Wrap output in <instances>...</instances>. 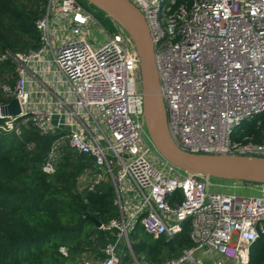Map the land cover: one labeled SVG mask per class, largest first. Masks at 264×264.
<instances>
[{
  "label": "built area",
  "instance_id": "obj_1",
  "mask_svg": "<svg viewBox=\"0 0 264 264\" xmlns=\"http://www.w3.org/2000/svg\"><path fill=\"white\" fill-rule=\"evenodd\" d=\"M131 1L152 38L176 146L193 155L264 159V134L261 142L237 136L244 122L264 114V0ZM36 26L37 50L2 56L17 66L13 96L21 112L5 115L0 106L1 129L21 124L44 134L67 131L70 147L95 160L89 189L105 181L114 186L119 218L100 229L116 230L118 240L104 248V259L79 264H203L198 251L251 264L252 247L264 237V194L214 193L210 179L152 162L132 41L107 30L78 0H49ZM92 29L108 42L90 43ZM44 171L54 172L53 163ZM185 224L194 246L180 257L156 263L135 254L129 237L138 226L172 239Z\"/></svg>",
  "mask_w": 264,
  "mask_h": 264
},
{
  "label": "trees",
  "instance_id": "obj_2",
  "mask_svg": "<svg viewBox=\"0 0 264 264\" xmlns=\"http://www.w3.org/2000/svg\"><path fill=\"white\" fill-rule=\"evenodd\" d=\"M48 2L0 0V106L14 100L17 80L16 64L2 56L7 51L29 53L41 46L36 23L45 16ZM78 2L111 33H122L130 40L105 12L87 0ZM4 123L0 118V264H79L83 258L104 259L103 250L117 242V231L97 228L91 218L108 226L119 218V209L112 183L89 189V177L96 173L94 158L73 150L65 130L44 134L33 125L19 124L3 131ZM263 134L264 114L244 122L237 132L238 137L255 135L257 142ZM49 162L54 165L52 173L44 171ZM129 238L138 258L156 263L178 258L194 246L189 224L172 239L149 235L142 226ZM251 264H264V237L252 247Z\"/></svg>",
  "mask_w": 264,
  "mask_h": 264
},
{
  "label": "water",
  "instance_id": "obj_3",
  "mask_svg": "<svg viewBox=\"0 0 264 264\" xmlns=\"http://www.w3.org/2000/svg\"><path fill=\"white\" fill-rule=\"evenodd\" d=\"M105 12L128 34L140 58V84L145 96L144 123L161 156L179 170L225 181L264 185V159L220 155H193L182 151L173 142L167 127L165 105L154 60L152 38L139 8L131 0H87ZM5 115L17 116L21 109L14 99L4 106ZM97 228L102 223L91 218Z\"/></svg>",
  "mask_w": 264,
  "mask_h": 264
},
{
  "label": "rangeland",
  "instance_id": "obj_4",
  "mask_svg": "<svg viewBox=\"0 0 264 264\" xmlns=\"http://www.w3.org/2000/svg\"><path fill=\"white\" fill-rule=\"evenodd\" d=\"M104 26V25H103ZM105 27V26H104ZM106 28V27H105ZM107 29V28H106ZM108 30V29H107ZM125 36V35H124ZM126 37V36H125ZM90 43L95 44L96 46L104 45L108 42L106 34L101 33L98 29H92V35L89 39ZM143 135L147 146L152 149V162H155L159 167H163L166 160L161 156V154L155 148L146 127L143 128ZM158 157L159 159H156ZM184 172V171H181ZM84 182V180H82ZM211 187L210 191L214 193H234L241 197H250V196H261L263 195L260 190L264 186H249L241 184V182H230L218 178H210ZM216 258H213V261ZM224 264H230L232 261L230 259L223 260Z\"/></svg>",
  "mask_w": 264,
  "mask_h": 264
},
{
  "label": "crops",
  "instance_id": "obj_5",
  "mask_svg": "<svg viewBox=\"0 0 264 264\" xmlns=\"http://www.w3.org/2000/svg\"><path fill=\"white\" fill-rule=\"evenodd\" d=\"M257 187H261V186H257ZM260 191L262 192V194H264V187ZM196 257L203 264H224L223 260H226L217 252H209V255H207L204 251H198L196 253ZM213 258H216V260L213 261ZM230 264H233V262Z\"/></svg>",
  "mask_w": 264,
  "mask_h": 264
}]
</instances>
